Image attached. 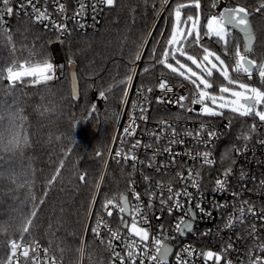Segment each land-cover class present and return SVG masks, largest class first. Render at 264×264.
I'll use <instances>...</instances> for the list:
<instances>
[{
	"label": "trees",
	"instance_id": "1",
	"mask_svg": "<svg viewBox=\"0 0 264 264\" xmlns=\"http://www.w3.org/2000/svg\"><path fill=\"white\" fill-rule=\"evenodd\" d=\"M191 2L173 0L170 3L168 19L162 16L147 43L136 86H152L161 75L176 84L186 81L161 65H152L150 60L154 48L159 58L171 34L173 16L170 13L175 4ZM229 5L255 7L257 0H230ZM160 7V0H115L114 6L107 7L98 29L85 33L72 31L64 37L48 31L27 15L14 17L9 28L0 26V131L7 130L15 116L16 123L22 127L21 134L28 138L22 151H0V264L7 263L9 241L21 238L22 224L34 210L37 214L23 239L39 241L66 264L77 262L84 225L127 87V83L119 81L131 75L136 56ZM210 11L211 0H200L202 26ZM183 12L195 17L197 10L190 7ZM250 20L257 37L252 56L264 62V15L251 11ZM58 39L62 40L64 55V61L58 65L63 74L61 78L34 84L29 77H23L22 82L9 86L7 68L37 65L45 59L53 62L51 44ZM237 42L243 49V36L233 31L225 55L221 42L202 41L215 49L231 68ZM189 53L200 57L202 50L193 47ZM71 63L77 65L79 98L73 95ZM212 79L215 83L211 92L227 83L217 72ZM239 79L259 84L264 90L258 76L249 80L241 75ZM101 91H105L106 102L98 112L93 106ZM217 117L231 119L219 145L221 163L231 165L237 159L238 148L247 141L243 136L250 131L251 122L233 112ZM82 174L84 181L79 179ZM53 176L56 179L50 185ZM129 182V168L112 162L96 211H101L108 199L119 200ZM105 253L89 234L87 264H98Z\"/></svg>",
	"mask_w": 264,
	"mask_h": 264
},
{
	"label": "built area",
	"instance_id": "2",
	"mask_svg": "<svg viewBox=\"0 0 264 264\" xmlns=\"http://www.w3.org/2000/svg\"><path fill=\"white\" fill-rule=\"evenodd\" d=\"M172 1L167 0L165 2V0H160L159 13L139 52L140 59H136L134 63V71L132 69L131 72L133 79L130 83H127L125 90L127 95H124L116 116L113 134L101 169L96 192L86 218L75 264H87L89 234L107 252L105 256L101 257L98 264H119L118 260L113 261L112 259L113 251L119 252L121 256H124L127 252L125 244L129 242L130 237L127 229L120 223L122 214L116 209H112L113 215L109 217L103 207L101 211H96L97 202L112 162L129 168L130 182L125 192L128 195L129 205L133 209L140 205L142 214L146 215L148 221L147 224H140L139 226L148 228L152 236L160 235L161 226H163L164 234L171 238L168 243L174 248V251L169 256L168 264H178L177 255L186 261L187 264H216L213 259H206L203 255L208 251L221 255L220 264H225L226 261H231V264H249L250 251H253L255 255L264 257V253L255 250L257 244L264 243V220L259 219V217L253 218L247 211V205L244 204L245 201H248L254 206L257 213L264 210V184L261 183L264 181V143L260 142L264 140V122L259 121L258 117H244L245 121L250 120L251 126L253 124L256 125V131L248 132L250 133V139L238 148L240 154H237L235 163L224 165L219 158V145L225 130L230 127V118L208 117L198 114L201 106L199 104H191L190 91L193 86L189 82L184 81L176 84L167 76L161 75L159 77V79L162 76L167 78L173 86L174 92L169 93L168 96L175 98L179 95H187L189 97L184 101L183 108L178 105L158 104L156 102V98L162 95L157 87L159 79L152 86H136L147 43L162 16L168 19V7ZM229 2L230 0H218L216 8L213 9L211 7L208 17L217 14L225 6H230ZM261 2H264V0H257L255 7H244L249 10L251 15V11L256 12L255 9L259 7ZM25 3L26 0H11L8 6L13 8V14L8 15L2 0H0V26L9 28L14 17L24 15L33 17L31 7L26 9L19 7V5ZM33 3L41 11L47 9L50 16L49 20L37 23L48 31L57 33L60 37H64L72 31L85 33L98 29L107 9L106 6L99 4L98 0H33ZM212 3L213 0H211V5ZM59 4L65 6L63 12L58 11ZM81 4L85 5V9L82 15L76 16V13L80 11ZM93 5H96L95 9L92 7ZM261 13L264 15V11H261ZM58 24H66L67 31L62 33L55 27ZM214 39L216 38L209 40L205 37L203 41H212ZM61 43V39L52 43L53 50L54 46H57L61 53L60 58L56 56L57 59L54 65L57 67L55 68L53 79L63 76L57 63L62 60ZM240 48L243 52L241 45ZM253 51L254 47L252 48ZM252 52L248 54V58L255 60L257 64L261 63L252 56ZM157 59L156 48V56L151 58L150 63L158 66L159 64L156 63ZM257 76L259 77L258 72L254 71L251 80H254ZM245 77L247 78V76ZM148 88H152V91L148 92ZM105 102L106 98H102L100 95L97 96L94 102L95 110L101 111ZM189 107L193 108L194 111H187L186 109ZM141 109H144L143 113ZM141 116L146 117V119H142ZM160 121H166L172 128H175V140L178 141L177 143L169 144V140L173 138L172 130L162 126ZM202 124L205 125L206 130H215L218 133L208 147H205L203 143L194 138L195 133ZM129 125L135 128V133L131 136H127L124 133V128ZM188 132H192L193 135H188ZM153 133L159 134L160 140L157 141ZM199 139L207 141V131L201 133ZM137 140L140 141V145L133 150L132 146ZM179 141H182V143ZM169 147L172 153L179 154L175 157L174 162L172 156L164 151L165 148ZM117 151L121 153L119 157L115 155ZM204 151L211 152V158L214 160L213 165L202 164V160L199 157L195 160L192 159V156H195L197 152ZM186 153H191V156ZM126 156L128 157L127 159H125ZM132 156H135L136 159L133 160ZM228 167H231L232 171L227 177L225 189L214 190L216 188V180L223 178V173ZM220 168L222 170L219 171ZM189 169L193 171V178H196L195 173L199 171V189L192 186V179L188 178ZM178 172L183 173L185 179L181 180L176 175ZM145 177H147V180ZM169 185L172 186L174 191L186 189L187 192L191 193V202H189L188 197L181 195L179 199L183 208H174L171 214H169L167 207H162L160 204L161 192H163L165 199L169 195L167 191ZM135 193L139 194V201L134 198ZM151 193H155V195L151 198L152 207L149 208ZM233 193L237 195L234 196ZM171 203L170 201L169 206H171ZM197 203H200L204 209L203 213L195 207ZM116 204H120V198L116 200ZM242 207L244 208L243 216H241L240 212ZM189 208H192L194 215H189L185 218L192 223V229L190 231L185 230L183 234H179L174 230V225L180 217L185 216ZM123 215L126 219V214ZM128 223L129 225L131 223L130 216L128 217ZM252 225L256 226V233L254 234L256 239H253V235H250ZM93 229H97V232L94 233ZM109 229L112 231L119 229V234L122 237L120 240L112 241L111 249L108 247V242L111 239ZM12 241L22 244V247L17 250L16 256L12 258V264H25V257L21 255L24 248L29 251L27 264H33V245L30 243L31 240L11 239L9 241V256L11 254L10 244ZM35 242L40 246L38 249V264L45 259L50 262L54 255L48 251V256L45 257L43 250L46 247L39 241ZM149 243L151 242L149 241ZM229 244L232 245L231 248H228ZM185 248L191 249L192 254L189 255L185 252ZM54 257L56 264H66L63 260L56 256ZM6 264H8V259ZM136 264H140L139 260H137ZM145 264H148L147 260H145Z\"/></svg>",
	"mask_w": 264,
	"mask_h": 264
},
{
	"label": "snow or ice",
	"instance_id": "3",
	"mask_svg": "<svg viewBox=\"0 0 264 264\" xmlns=\"http://www.w3.org/2000/svg\"><path fill=\"white\" fill-rule=\"evenodd\" d=\"M6 12L8 15L13 14V8L8 6L11 0H2ZM167 2V0H165ZM99 4H102L106 7H112L115 4V0H98ZM218 0H213L211 7L216 8ZM21 9H26L28 7L32 8L33 18L36 22H42L44 20H49L50 16L47 12V9L41 11L36 7V4L33 3V0H26L25 4L19 5ZM94 9L96 5L92 6ZM195 7L197 13L195 17L191 14L184 15L183 10L185 8ZM65 6L63 4L58 5V11L63 12ZM85 9V5H80V11L76 13V16L82 15ZM200 0H192L191 3H176L172 9L170 15L173 16V24L171 29V34L168 37L166 43L162 46V52L159 55V58L156 60V63L163 66L164 69H167L170 74L183 78V80L188 81L192 86L190 91L191 95V104H199L201 107L198 110V114L205 115L208 117H216L223 115V109L227 108L233 113H238L240 116H253L258 117L259 121L264 122V91L260 88L252 87L247 83L241 82L239 77L241 75L247 76L249 80L253 77V72L257 71L260 81L264 84V62L257 64L253 59L248 58V54L252 52L251 44L254 40V34L250 24V12L249 10L241 5L236 6H225L217 14L207 17V22L205 25L200 24ZM256 12L264 11V2H261L259 7L255 9ZM62 33L67 31L66 24L55 25ZM238 30L243 34L244 37V47L243 52L241 51L240 44L237 42L235 45L234 52V65L231 68V74L229 71V65L225 63V60L221 58L216 52L210 50L208 46L202 43L203 39L207 37L209 40L216 38L217 42H221L224 48V54H228V43L229 37L232 36V30ZM10 38V37H9ZM199 48L202 50V55L198 59L196 55L190 54V48ZM153 57L156 56V49L152 50ZM181 58H184L182 61ZM136 59H140V55L136 56ZM187 61H190L192 65H195L196 69H199V72L193 71L192 67L188 66ZM174 62V63H173ZM24 68V65L20 66ZM54 65L49 60L45 59L42 63L37 64L36 66L30 67L23 73L20 71H14L13 67L6 69L7 75L6 79L9 82V86H14L17 82H22L24 76L33 77V83H46L47 81L53 78L55 74ZM62 67V66H61ZM134 71V69H133ZM148 68L144 69V72H147ZM214 72L219 73L223 77V80L227 84H221L219 87V95L214 94L209 91L213 89L215 81L212 79ZM235 75V78L233 76ZM42 76V79H41ZM133 77L131 75L127 76L125 80L119 81L120 84L130 83ZM236 86V87H233ZM158 89L161 91L162 95L156 98L158 104H172L184 107V101L189 97L187 95H179L178 97H170L169 93H173L174 89L171 83L167 78L163 76L159 79L157 85ZM240 90H236V88ZM108 89L107 91H110ZM148 92L152 91V88L147 89ZM224 94H229V97H226ZM73 95L75 97V88L73 89ZM100 97L105 98V91L99 93ZM124 95H127L125 91ZM211 102L212 106H209ZM95 107V106H93ZM135 107V105H133ZM191 112L194 111L193 108L189 107L186 109ZM144 109H141L143 113ZM142 119L146 117L141 116ZM17 117L13 116L10 120V126L5 131H0V151L4 152H16L22 151L28 142L27 135H22V127L16 123ZM134 123V122H133ZM162 126L171 128L173 138L169 140V144L177 143L175 140L176 130L172 128L166 121H160ZM207 131V141L199 139L201 133ZM256 131V125L253 124L250 128V133ZM124 133L127 136H131L135 133V128L131 125L124 128ZM250 133L243 136L244 140L250 139ZM188 135H193L192 132H188ZM155 139L160 140V135L153 133ZM218 133L215 130H206L205 125H201L200 129L195 133L194 138L198 139L200 143H203L205 147H208L212 140L217 137ZM182 143V141H179ZM264 143V140L260 141ZM140 145V141L137 140L136 143L132 146L133 150ZM164 151L168 152L175 161V157L179 155L178 153H172L171 148H165ZM191 156V153H186ZM237 154H240V150H237ZM99 155V153H98ZM117 157L121 155L120 151L115 153ZM199 157L202 160L204 165H213L214 160L211 158L210 151L197 152L195 156H192V159ZM128 157L126 156L125 159ZM133 160L136 159L135 156L131 157ZM154 159V157H153ZM234 163V161H233ZM63 161H61V165ZM151 166V165H149ZM231 167L225 169L222 179L216 180V188L214 190H224L227 184V177L231 174ZM59 170H57V175ZM181 180L185 179L183 173L178 172L176 174ZM200 176L199 171L195 173L193 178V171L189 169L188 178L192 179V186L199 189L198 178ZM56 179L53 176L52 180L49 181V184ZM79 179L81 181L85 180V175H80ZM147 180V177H145ZM264 184V181L261 182ZM163 187L162 185H158ZM169 195L165 199L163 192H161L160 204L162 207H167L169 214L172 213L173 209H182L183 205L180 202L181 195L189 198L191 202V193L185 190H176L174 191L172 186L169 185L167 188ZM47 195V193H45ZM155 193L150 194V203L149 208L152 207L151 198ZM233 195H237L233 193ZM134 198L139 201L140 197L138 193L134 194ZM171 206H169V202ZM41 203L43 201L41 200ZM247 205V211L251 214L253 218L259 217V219L264 220V210H261L260 213H257L254 206H252L248 201L244 202ZM201 213L204 212V209L201 207L200 203H197L195 206ZM103 208L107 216L111 217L113 215L112 209H116L121 215L120 223L127 229L129 233L130 240L125 244L127 252L124 256H121L119 252L113 251V261L118 260L119 264H136L139 260L140 264H145V260L148 261V264H168L170 253H172V247L168 243V240L171 239L163 232V226H161V234L152 236L150 235L149 229L146 227L139 226L140 224H147L146 215L142 214V207L137 205L134 209L129 205L128 198L126 196H120V204H116L115 197L105 201ZM241 216H243L244 208L240 209ZM36 211L34 210L31 213V216L22 224L21 231V240H23V235L29 232V226L32 223V218L36 216ZM123 214H127L131 218V223L127 222ZM211 215L210 213H208ZM189 215H194L192 208H189L185 213V216H182L174 225V230L183 234L185 230H191L192 224L185 217ZM231 223V221H230ZM107 227V225H105ZM111 232V239L108 242V247L112 248L113 240H120L122 237L119 234V229ZM93 232L96 233L97 229H93ZM256 226L252 225L250 230V235H253V239H256ZM149 241L151 243H149ZM33 245V264H38L37 258L39 257V244L35 240L30 241ZM22 247V244H18L16 241H12L10 244L11 254L8 257V264H12V258L16 256L17 250ZM232 245L229 244L228 248H231ZM255 250L264 253V243L257 244ZM185 252L189 255L192 254V250L185 248ZM45 257L48 256V249L43 250ZM21 255L25 257V264H27V259L29 258V251L27 248L21 252ZM206 259H213L216 264H220L222 259L221 255L214 254L212 251H208L203 254ZM178 264H187L186 261L182 260L179 255L176 256ZM39 264H56L55 257L53 256L51 261L43 260ZM225 264H231V261H226ZM249 264H264V257L260 255H255L253 251L249 252Z\"/></svg>",
	"mask_w": 264,
	"mask_h": 264
},
{
	"label": "rangeland",
	"instance_id": "4",
	"mask_svg": "<svg viewBox=\"0 0 264 264\" xmlns=\"http://www.w3.org/2000/svg\"><path fill=\"white\" fill-rule=\"evenodd\" d=\"M200 21H201V18H200ZM55 41H56V40H55ZM53 42H54V41H53ZM53 42H52V43H53ZM51 47H52V44H51ZM210 50H212V51L216 52L218 55H220L215 49L210 48ZM54 51H56V50H53V47H52L53 59H54V61L52 62L53 64H55L56 59L59 58V57L56 58V54H55ZM61 52H62V43H61ZM190 54H191V53H190ZM193 55H194V54H193ZM196 56H197V55H196ZM220 56H221V55H220ZM197 58L199 59L200 57L197 56ZM221 58L224 59L222 56H221ZM181 60L183 61L184 58H181ZM224 60H225V59H224ZM63 61H64V55H63V52H62V60H61L60 62H57L58 65L61 64ZM173 63H174V62H173ZM225 63L229 65V63H228L226 60H225ZM187 64H188V66L192 67L193 71H197V72H199V69H196L195 65H192L190 61H187ZM33 66H36V65H24V68L17 67V68H14V71H20V72L23 73L24 71H26L27 69H29L30 67H33ZM59 70L62 71L61 69H59ZM229 71H230V74H231V67H230V65H229ZM24 77H29V76H24ZM29 78L33 81V77H29ZM41 79H42V76H41ZM52 79H53V78H52ZM241 82L247 83V84H249V85L252 86V87L260 88V86H259L258 84H254V83H252V82H246V81H241ZM225 84H227V83H225ZM219 87H220V86H219ZM233 87H236V86H233ZM260 89H261V88H260ZM236 90H240V89H238V87H237ZM261 90L264 91L263 89H261ZM210 91H211V90H210ZM213 93L219 95V89H218V91L213 92ZM224 95H225L226 97H229V94H224ZM209 106H212V105H211V102L209 103ZM222 111H223V113H225V112H231V111H230L229 109H227V108L223 109ZM20 239H21V238H20ZM20 239H18V240H20Z\"/></svg>",
	"mask_w": 264,
	"mask_h": 264
},
{
	"label": "water",
	"instance_id": "5",
	"mask_svg": "<svg viewBox=\"0 0 264 264\" xmlns=\"http://www.w3.org/2000/svg\"><path fill=\"white\" fill-rule=\"evenodd\" d=\"M249 20H250V17H249ZM250 24H251V27H252V23H251V20H250ZM233 31H236V32H239L238 30H233ZM252 31H253V34H254V40H253V42H252V44H251V47L253 48V46L255 45V43H256V40H257V37H256V35H255V33H254V30H253V27H252ZM240 33V32H239ZM242 36H243V34L242 33H240ZM244 38V37H243ZM70 78H71V83H72V89H74L75 88V97L76 98H79V84H78V77H77V65L75 64V63H71L70 64ZM123 196H126L127 198H128V195L126 194V193H123L122 194ZM128 202H129V200H128ZM126 220H127V222H128V217H129V215H127L126 214ZM192 224V223H191ZM171 246V245H170ZM172 247V246H171ZM172 250L174 251V248L172 247ZM173 251H172V253H173ZM172 253H170V255L172 254Z\"/></svg>",
	"mask_w": 264,
	"mask_h": 264
},
{
	"label": "bare ground",
	"instance_id": "6",
	"mask_svg": "<svg viewBox=\"0 0 264 264\" xmlns=\"http://www.w3.org/2000/svg\"><path fill=\"white\" fill-rule=\"evenodd\" d=\"M54 50H56V51H55L56 56L60 58V56H61V55H60V54H61V53H60V49H59L57 46H54Z\"/></svg>",
	"mask_w": 264,
	"mask_h": 264
}]
</instances>
